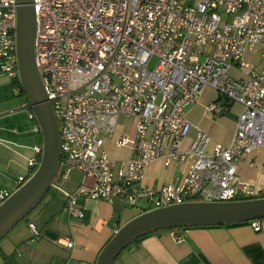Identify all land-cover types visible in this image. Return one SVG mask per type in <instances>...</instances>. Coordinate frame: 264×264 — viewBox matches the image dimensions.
Here are the masks:
<instances>
[{
  "label": "built area",
  "instance_id": "1",
  "mask_svg": "<svg viewBox=\"0 0 264 264\" xmlns=\"http://www.w3.org/2000/svg\"><path fill=\"white\" fill-rule=\"evenodd\" d=\"M35 61L60 128L61 159L52 186L73 170L94 183L66 192L69 218L83 219L78 200L149 206L199 201H231L264 194L238 176L253 152L264 147V68L245 59L259 50L264 58V0H33ZM16 0H0V74L18 78L15 53ZM237 73L232 74V69ZM206 86L242 106L228 145L211 144L187 109ZM13 91L20 93L14 84ZM206 112L223 111L216 103ZM133 117L132 134L118 133L128 148L111 159L104 141L119 116ZM195 130L187 147L184 140ZM38 154L41 148H37ZM161 160L186 165L182 179L159 188L143 184L144 170ZM38 158L29 159L31 172ZM27 177H19L17 186ZM262 191V192H261ZM0 192V202L9 196ZM259 231L261 220L251 221ZM35 237L40 235L29 223ZM185 228L171 229L180 239ZM71 250L69 237L57 239Z\"/></svg>",
  "mask_w": 264,
  "mask_h": 264
},
{
  "label": "crops",
  "instance_id": "2",
  "mask_svg": "<svg viewBox=\"0 0 264 264\" xmlns=\"http://www.w3.org/2000/svg\"><path fill=\"white\" fill-rule=\"evenodd\" d=\"M256 52L259 53V50L247 52L245 59L253 63ZM236 73V69H232V74ZM13 86L12 80L0 75V89L9 88V95L19 102L16 106L18 109L9 107L7 111H0L3 115L10 114L0 117V192L9 193L18 187L19 177L30 176L29 159L38 158L37 148L42 145L39 128L28 101L21 93H15ZM211 103L220 105L223 111L206 112V106ZM15 110L19 112L15 113ZM241 110V105L206 86L198 102L187 109V116L193 124L209 134L212 145L226 146L231 141ZM22 112L27 113V118L22 116ZM134 127L133 117H118L116 132L105 138L103 146L111 159L118 161L127 158L128 148L116 145V135H130ZM194 136L195 130L192 129L183 142L184 148ZM252 157L257 165L248 166L245 161H241L238 176L264 190V147L257 148ZM185 172L186 165L165 166L161 160H157L145 168L143 184L156 189L182 179ZM93 183L92 176L73 170L60 183L62 190L51 186L39 204L42 205V221L37 223L29 218L23 220L0 240V264H72V261L95 264L100 250L122 224L151 209L145 197L140 198L136 205L82 198L78 202L84 210V218H69L64 209L66 192ZM259 197H264V194L255 198ZM127 206L133 208L126 209ZM29 223L35 224L40 233L38 237L29 229ZM60 237H69L75 246L71 250L65 249L57 242ZM113 264H264V219L261 220L259 231L252 227L251 221L187 227L181 231L178 240L173 238L171 230H159L127 246Z\"/></svg>",
  "mask_w": 264,
  "mask_h": 264
},
{
  "label": "water",
  "instance_id": "3",
  "mask_svg": "<svg viewBox=\"0 0 264 264\" xmlns=\"http://www.w3.org/2000/svg\"><path fill=\"white\" fill-rule=\"evenodd\" d=\"M15 53L20 85L42 145L35 171L0 202V240L44 199L61 159L60 128L35 61L33 0H16ZM264 219V197L231 201H186L145 210L122 224L100 250L95 264H113L120 252L148 233L194 226L231 225ZM72 264H82L72 261ZM87 264V263H84Z\"/></svg>",
  "mask_w": 264,
  "mask_h": 264
},
{
  "label": "rangeland",
  "instance_id": "4",
  "mask_svg": "<svg viewBox=\"0 0 264 264\" xmlns=\"http://www.w3.org/2000/svg\"><path fill=\"white\" fill-rule=\"evenodd\" d=\"M253 65V67L255 69H262L264 68V58H262L260 56V54L258 52H256L255 56H254V60H253V63H251ZM1 75V74H0ZM3 76V75H2ZM10 89H6V90H2L0 89V111L2 110H8L9 107L13 108V107H16L17 104L19 103L17 98L9 95L10 92L8 93ZM19 106V105H18ZM17 108V107H16ZM18 109V108H17ZM19 112V110H15V113L16 112ZM14 114V113H13ZM6 117L7 116H10V114L8 113H5L4 114ZM2 113H0V117H5ZM12 115V114H11ZM22 116H25L27 118V113H24L22 112ZM14 117V116H13ZM132 209L133 207L132 206H127L126 209ZM154 208V207H152ZM41 210H42V205H39L37 208H35L28 216L29 219H32L33 221L35 222H39V221H42V215H41ZM40 223V222H39Z\"/></svg>",
  "mask_w": 264,
  "mask_h": 264
},
{
  "label": "trees",
  "instance_id": "5",
  "mask_svg": "<svg viewBox=\"0 0 264 264\" xmlns=\"http://www.w3.org/2000/svg\"><path fill=\"white\" fill-rule=\"evenodd\" d=\"M14 84H16L17 86L20 87V93H21L22 95L25 96V93H24V91H23V89H22V87H21V85H20V82H19V79H18V78L16 79V81H15ZM38 160H40V153H39V155H38ZM34 171H35V169L31 172V174H32ZM31 174H30V175H31ZM243 199H250V198H239V199H237V200H243ZM189 201H199V199H198V198H193V199H190ZM29 214H30V213H29ZM29 214H28L23 220H27ZM23 220H22V221H23ZM169 230H171V229H169ZM152 233H153V232H152ZM149 234H151V233H148V234H146V235H143V236L139 237V238H138L137 240H135V241H138V240L144 238L145 236H147V235H149ZM135 241H134V242H135ZM131 244H132V243H131Z\"/></svg>",
  "mask_w": 264,
  "mask_h": 264
}]
</instances>
